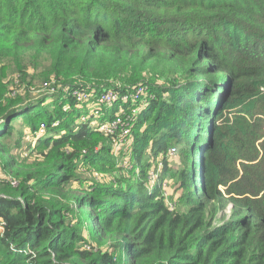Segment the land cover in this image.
<instances>
[{
	"label": "trees",
	"instance_id": "obj_1",
	"mask_svg": "<svg viewBox=\"0 0 264 264\" xmlns=\"http://www.w3.org/2000/svg\"><path fill=\"white\" fill-rule=\"evenodd\" d=\"M0 60V264H264V0H0ZM20 117L30 169L7 143Z\"/></svg>",
	"mask_w": 264,
	"mask_h": 264
},
{
	"label": "rangeland",
	"instance_id": "obj_2",
	"mask_svg": "<svg viewBox=\"0 0 264 264\" xmlns=\"http://www.w3.org/2000/svg\"><path fill=\"white\" fill-rule=\"evenodd\" d=\"M4 64L6 65V62L0 60V79L6 83V85H5L6 91H5L4 97L14 99V96H16V94H17L14 91V73L10 72L9 74H7L8 68H5ZM30 69H31L30 71H34V68L32 66ZM139 91H142V90H139ZM145 92H146V89H145ZM35 93L47 94V92L43 89L36 91ZM54 100L55 99L53 98L52 100L46 102L48 107H51L52 110L54 109V105H53ZM93 100H94V98L90 101H93ZM31 101H34V100H28V102H31ZM28 102H26V103H28ZM86 106L89 107L90 105H86ZM97 107H98V105H94V107L90 106V110H88V112L90 111V112L94 113V115L99 116L100 115V114H98L99 112L95 110V108L97 109ZM96 119H97V117L94 118L93 122H96L97 121ZM2 121H3V119L0 120V125L5 120L3 122ZM10 122L11 123H10L9 127L13 128L14 137H13V139H8L7 143H8V145L13 146L15 141L19 140L18 142H20V145L16 146L15 149H13L11 151V153L15 156H18V158L20 160H24V163L22 164V167L24 169H30L29 167H32L33 163L37 162V160H36L37 153L33 148H34V146L38 140V136L34 135L33 131L30 129V126L26 123L27 121L23 120V118L20 117V118L14 119L13 121L10 120ZM42 126L43 125L41 124L40 127H42ZM105 127H103V128H105ZM45 130H46V127H45ZM107 130H111V128L108 127ZM44 134H46V131H44L42 133V135H44ZM128 135L123 136V135H121V132H120L119 136H117V138H120L119 143L114 145V146H116L119 149V151L117 152V154H115L113 156L116 158L115 161H117L118 163L128 161L129 145H130V139H129ZM171 152H172L171 154L173 156H175L174 158H177L176 149L171 148ZM0 159H1L0 160V182H2V181L7 182L8 178L14 176V172H13L14 169L11 173H9L8 169H6L4 166L2 158H0ZM177 166H178L177 164H174V169H176ZM160 167H161V165L157 162L156 167H153L150 170V173H149L150 174V176H149L150 184L154 185V183L159 179ZM83 168H85L86 170L79 172V174L83 177L87 176V177H92L93 179H98L100 181H108V182H111L113 179L112 175H108V172H100L93 167H86L85 165ZM125 173L130 174L131 172H127V170H126ZM164 181H165L164 186H163L164 191H165L164 195H166L165 197H166V199H169L170 203H174L177 199L176 195H175V189L177 188L178 184H175L176 183L175 178H172L170 175H168V176L166 175ZM14 183L17 184L18 182L13 179L12 184H8L9 187L14 188ZM1 196L6 197V195H4V194H2ZM85 247L89 248V245L86 243ZM103 249L105 251H109V244L105 245Z\"/></svg>",
	"mask_w": 264,
	"mask_h": 264
},
{
	"label": "built area",
	"instance_id": "obj_3",
	"mask_svg": "<svg viewBox=\"0 0 264 264\" xmlns=\"http://www.w3.org/2000/svg\"><path fill=\"white\" fill-rule=\"evenodd\" d=\"M139 90H142V91H139ZM145 92V89L144 88H140L137 90V93H136V97L140 94V93H143ZM73 96L74 98L79 101V102H86V101H90L92 100L93 98L94 99V103L95 104H106V105H111V103H113L117 97H118V94L115 93L113 90H106L104 92H101V93H90V92H83V91H80V90H75L73 92ZM125 98H127L125 96ZM97 111V110H96ZM121 125V135H128L130 133V126L128 125H125V122H122L121 118H117V120H114L112 121L110 124H108L104 130L105 132H107L108 134L110 133H115L116 129ZM44 127L45 125L42 126V131L44 130ZM109 128H111V130H107ZM119 132V133H120ZM18 184V183H17ZM16 183H14V185H17ZM4 233V221L0 220V234H3Z\"/></svg>",
	"mask_w": 264,
	"mask_h": 264
}]
</instances>
